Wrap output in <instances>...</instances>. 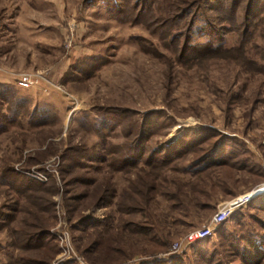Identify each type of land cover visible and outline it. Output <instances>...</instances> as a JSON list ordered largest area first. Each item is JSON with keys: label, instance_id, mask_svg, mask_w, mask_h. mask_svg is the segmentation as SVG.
Wrapping results in <instances>:
<instances>
[{"label": "rangeland", "instance_id": "obj_1", "mask_svg": "<svg viewBox=\"0 0 264 264\" xmlns=\"http://www.w3.org/2000/svg\"><path fill=\"white\" fill-rule=\"evenodd\" d=\"M262 189L264 0H0V264H264Z\"/></svg>", "mask_w": 264, "mask_h": 264}, {"label": "built area", "instance_id": "obj_2", "mask_svg": "<svg viewBox=\"0 0 264 264\" xmlns=\"http://www.w3.org/2000/svg\"><path fill=\"white\" fill-rule=\"evenodd\" d=\"M14 85L18 86L21 89H29L36 85L38 83V79L35 76H31L29 74H21L15 77V80L13 81ZM240 196V197H244ZM249 198L245 196L242 198L241 201L238 200V197L229 201L228 203L224 204L212 217L210 223L204 227H201L199 229H195L192 231L187 232L183 238L182 243L190 244L192 242L202 240L209 236L212 232V228L214 226L219 225L222 223L229 215L239 206L244 204L246 201H248ZM180 243H174L172 245L173 250H177Z\"/></svg>", "mask_w": 264, "mask_h": 264}, {"label": "bare ground", "instance_id": "obj_3", "mask_svg": "<svg viewBox=\"0 0 264 264\" xmlns=\"http://www.w3.org/2000/svg\"><path fill=\"white\" fill-rule=\"evenodd\" d=\"M261 191H264V189H262ZM244 195L247 196L249 199L254 197V196L251 197V196H250V193H247V194H244ZM242 196H243V195H242ZM245 196H244V197H245ZM244 197H238V200L241 201L242 198H244Z\"/></svg>", "mask_w": 264, "mask_h": 264}]
</instances>
